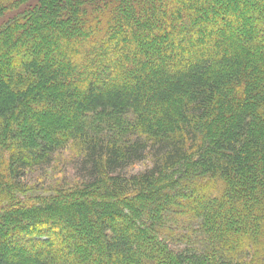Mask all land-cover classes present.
Returning a JSON list of instances; mask_svg holds the SVG:
<instances>
[{
    "label": "trees",
    "instance_id": "trees-1",
    "mask_svg": "<svg viewBox=\"0 0 264 264\" xmlns=\"http://www.w3.org/2000/svg\"><path fill=\"white\" fill-rule=\"evenodd\" d=\"M172 1L0 0V264H264V0Z\"/></svg>",
    "mask_w": 264,
    "mask_h": 264
},
{
    "label": "rangeland",
    "instance_id": "rangeland-1",
    "mask_svg": "<svg viewBox=\"0 0 264 264\" xmlns=\"http://www.w3.org/2000/svg\"><path fill=\"white\" fill-rule=\"evenodd\" d=\"M168 1L173 2L172 0ZM136 14L137 13H133L132 17ZM217 15H219V13H217ZM5 19L6 17L0 18V24L5 22ZM155 26L156 24L154 23L151 25V28ZM184 38L188 39L185 36L181 39ZM152 44L155 48L159 43L154 41ZM178 46V43L172 44V47ZM150 162V156H143V159L141 160L133 163H123L117 166L115 173L127 175L136 173L147 167ZM85 175L86 170L82 165V158L78 153L71 151L68 148L58 150L52 155L48 162L28 171L25 174L22 181L27 185V187H30V189L26 192V194H22L21 197H45L60 190H69L73 188V185L83 181ZM3 199H6V197L2 196L0 206L4 203Z\"/></svg>",
    "mask_w": 264,
    "mask_h": 264
}]
</instances>
